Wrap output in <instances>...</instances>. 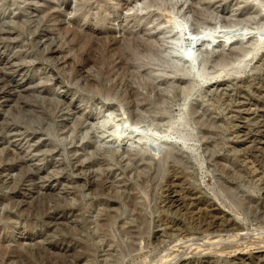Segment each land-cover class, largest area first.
Returning a JSON list of instances; mask_svg holds the SVG:
<instances>
[{
	"label": "rangeland",
	"instance_id": "374dc122",
	"mask_svg": "<svg viewBox=\"0 0 264 264\" xmlns=\"http://www.w3.org/2000/svg\"><path fill=\"white\" fill-rule=\"evenodd\" d=\"M0 161V264H264V0H0Z\"/></svg>",
	"mask_w": 264,
	"mask_h": 264
},
{
	"label": "bare ground",
	"instance_id": "6f19581e",
	"mask_svg": "<svg viewBox=\"0 0 264 264\" xmlns=\"http://www.w3.org/2000/svg\"><path fill=\"white\" fill-rule=\"evenodd\" d=\"M202 13V12H201ZM200 13V14H201ZM204 13V12H203ZM206 13V12H205ZM204 13V14H205ZM199 14V16H201ZM210 13L208 12V15H209ZM54 15V14H53ZM51 16V17H54V16ZM206 15V14H205ZM57 16V15H56ZM198 16V15H197ZM254 16V15H253ZM191 17V16H190ZM247 17V16H246ZM248 17H250V20L251 19H254L251 15H249ZM206 18V17H205ZM204 18V19H205ZM203 19V18H202ZM202 19L200 20V22H199V20H198V22L200 23L199 25H201L200 27H198V26H196V27H198V28H203V29H206V30H208V31H210V33L211 32H214L215 30H217V31H221V28L220 27H218V28H215V30L213 31H211L210 30V23L212 22V20H211V22L210 23H207V22H204V21H202ZM209 19H210V17H209ZM242 19V18H241ZM245 19V18H244ZM244 19H242V21H244ZM241 23H243V22H241V20L239 21V24H238V26H240L243 30H245V31H250L249 30V28H246L245 26H246V24H245V26H242L241 25ZM245 23V22H244ZM138 24V23H137ZM212 29V28H211ZM199 30V29H198ZM224 30H226V29H224ZM246 34V33H245ZM129 41V40H128ZM152 43V42H151ZM147 44H148V42H147ZM253 44V43H252ZM83 48H85V47H83ZM152 48H153V46H152ZM85 50V49H84ZM157 50V49H156ZM243 51V50H242ZM78 52V51H77ZM147 53V52H146ZM153 53L156 55V54H159V55H162L163 53H162V51L160 50V49H158L157 51H154L153 50ZM153 53H151V55L153 54ZM241 53H243L242 54V56L245 54V52H241ZM80 55V54H79ZM140 55V54H139ZM154 55V56H155ZM142 56H143V54H142ZM158 56V55H157ZM202 56V55H201ZM78 57V56H77ZM83 59H84V57L83 56H81ZM87 57V56H86ZM162 57V56H161ZM163 58V57H162ZM202 58H204V57H202ZM160 59V58H159ZM224 59V61H225V59L226 58H223ZM79 60V59H78ZM206 60H207V58H206ZM206 60H204V62L206 61ZM228 60V59H227ZM75 61H77V59L75 60ZM163 61V63H161V66H160V68H169V69H172L173 70V72L176 74V75H179L181 72V74L183 75V76H187V74H188V70L185 68V67H182V69H178V67L177 66H175V65H173V64H171L168 60H166L165 58L162 60ZM89 62V61H88ZM156 62V61H155ZM220 62V61H219ZM221 64H219V66H221V67H223V63L222 62H220ZM127 64V63H126ZM225 65V64H224ZM226 66V65H225ZM154 67H156V66H154ZM158 67V66H157ZM159 68V67H158ZM153 69V68H152ZM151 69V70H152ZM150 70V71H151ZM152 73V72H151ZM108 74V73H107ZM153 74V73H152ZM109 76H110V74H109ZM136 76H138V75H136ZM140 76V75H139ZM142 76V75H141ZM155 76V75H154ZM153 75H151V77H154ZM108 77V76H107ZM129 77V76H128ZM144 77H146V76H144ZM148 78H149V76H148ZM147 78V79H148ZM151 79V78H150ZM146 82V81H145ZM144 85L145 86H151L150 85V83H144ZM191 88H189V87H187V88H185V89H183V94L184 95H186V94H188V93H190V90ZM113 90V89H112ZM109 92H110V90H108ZM111 93H112V91H111ZM1 161H2V158H1ZM0 161V162H1ZM1 164V163H0ZM13 168V167H12ZM8 169H10V168H8ZM111 221L112 220H110L109 222H106V223H104L103 225H102V230H105V228H107V227H109V224L111 223ZM4 250H2V251H0V255H3L4 254ZM78 258H82V255H79V257Z\"/></svg>",
	"mask_w": 264,
	"mask_h": 264
},
{
	"label": "water",
	"instance_id": "95a60500",
	"mask_svg": "<svg viewBox=\"0 0 264 264\" xmlns=\"http://www.w3.org/2000/svg\"><path fill=\"white\" fill-rule=\"evenodd\" d=\"M207 42H210V43H212V44L210 45V44L207 43ZM199 43H205V44L207 45V47L209 48V46H214V47H215L217 42L212 41L211 38H208V37L203 36V37H201V39L199 40Z\"/></svg>",
	"mask_w": 264,
	"mask_h": 264
}]
</instances>
